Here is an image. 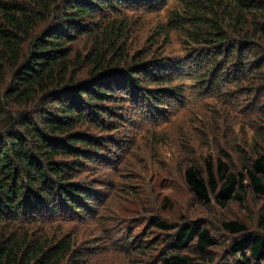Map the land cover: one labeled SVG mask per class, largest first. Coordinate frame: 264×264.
<instances>
[{
	"label": "trees",
	"instance_id": "1",
	"mask_svg": "<svg viewBox=\"0 0 264 264\" xmlns=\"http://www.w3.org/2000/svg\"><path fill=\"white\" fill-rule=\"evenodd\" d=\"M177 1L166 23L139 38L133 30L142 12L126 14L134 0H0V264H93L92 243H80L76 229L64 232L61 221L87 222L101 204L84 174L119 142L124 104L141 100L142 112H157L169 103L177 65L161 52L171 32L206 60L222 56L205 69L211 88L229 60L236 78L255 71L264 80V0ZM263 146L264 132L238 151L237 170L222 150L202 168L188 164L189 193L222 210L242 208L249 197L264 202ZM152 226L168 244L159 264L214 263L209 254L219 243L201 223ZM257 229L223 221L230 239L214 264H261L264 215ZM153 246L145 241L136 250Z\"/></svg>",
	"mask_w": 264,
	"mask_h": 264
},
{
	"label": "rangeland",
	"instance_id": "2",
	"mask_svg": "<svg viewBox=\"0 0 264 264\" xmlns=\"http://www.w3.org/2000/svg\"><path fill=\"white\" fill-rule=\"evenodd\" d=\"M140 3L134 0V5L126 8V14L134 18L142 12L133 30L139 38L156 24L166 23L171 12L181 6L177 0ZM200 49L180 31L171 32L161 52L177 65L171 69L175 90L169 103L157 112H142L147 104L143 106L141 100L124 104L119 142L114 147L106 145L99 162L86 169L84 177L94 181L102 202L87 222L72 219L61 223L64 232L76 229L80 243H92L96 250L91 255L93 264H159L168 244L165 233L153 227L152 221L175 226L184 220L207 227L219 243L209 254L214 263L220 261L221 246L230 239L221 230L223 221L238 219L250 232L258 230L263 201L249 197L242 208L233 204L222 210L196 201L183 180L188 164L202 168L203 160H215L220 150L227 155L230 167L239 169L238 151L247 152L264 132V80L257 82L255 71L237 79L229 60L223 72L213 76L214 86H220L211 88L205 69L213 60L223 59L213 55L206 60L197 54ZM145 241L154 246L138 253V244Z\"/></svg>",
	"mask_w": 264,
	"mask_h": 264
}]
</instances>
